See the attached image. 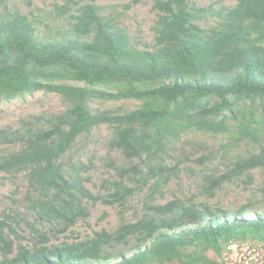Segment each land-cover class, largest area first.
Instances as JSON below:
<instances>
[{
  "label": "trees",
  "instance_id": "trees-1",
  "mask_svg": "<svg viewBox=\"0 0 264 264\" xmlns=\"http://www.w3.org/2000/svg\"><path fill=\"white\" fill-rule=\"evenodd\" d=\"M8 1L0 0V101L43 92L68 106L49 117L46 129L25 122L20 130H0V144L20 145L0 158V174L25 171L35 205L51 219L73 223L84 214L81 202L96 200L82 177L89 168L74 163L65 169L60 160L101 125L112 129L111 148L130 162L120 176L132 172L144 184L164 178L169 147L191 130L223 136L225 152L250 145L253 151L238 156L230 172L264 174V0H236L217 10L188 0H150L157 11L154 42L144 49L117 26L112 6L54 5L49 17L66 18L68 30L51 36L37 31L38 17L30 20ZM205 14L217 19L208 29L195 22ZM94 100L140 105L115 113L93 110ZM226 179L211 180L209 188ZM261 193L258 204L230 210L204 203L154 206V213L115 233L59 245H47L37 229L34 245H16L4 233L15 235L3 213L0 264H218L230 241L264 242V183Z\"/></svg>",
  "mask_w": 264,
  "mask_h": 264
},
{
  "label": "rangeland",
  "instance_id": "rangeland-1",
  "mask_svg": "<svg viewBox=\"0 0 264 264\" xmlns=\"http://www.w3.org/2000/svg\"><path fill=\"white\" fill-rule=\"evenodd\" d=\"M9 0L10 8H17L30 20L37 23L39 33L68 30L66 18H50L54 5L74 7V2L91 3L102 7H114L113 15L117 26L124 28L138 49L153 44L151 27L157 16L150 0ZM197 8L219 9L232 7L236 0H188ZM130 4L128 9L123 6ZM106 11V12H105ZM104 15L110 9L102 11ZM45 16V17H44ZM41 18V19H40ZM216 17L205 14L195 22L208 29L215 25ZM44 24L49 25V29ZM136 100L91 101L93 110H109L115 113L138 108ZM67 102L55 93L36 92L11 101H0V130H20L25 122L37 128H47L50 116L66 110ZM112 129L107 125L93 128L90 133L80 136L72 148L60 160L66 168L74 163L87 166L89 170L82 174L85 188L96 197L95 201L83 200V213L73 221L53 220L35 205L36 193H29L30 186L26 172L0 174V218L8 214L7 222L15 235L7 234L16 245L27 247L34 245L37 235L33 229L44 233L47 245L74 243L94 237L95 233H115L121 226L136 222L142 216L154 213L151 207L208 204L224 210L235 209L246 204H258L261 201V188L264 174L255 169L234 176L230 171L238 156H246L253 151L247 144L229 150H221L225 138L198 131H187L180 135L167 151L166 174L161 180L144 184L138 174L129 172L120 176V168L130 167L122 153L111 148ZM18 143L0 144V158L19 148ZM137 161H133L136 164ZM132 166V165H131ZM118 169V170H116ZM227 179L220 187L210 189V181L221 177ZM154 183V184H153ZM128 190V193H127ZM223 254V253H222ZM217 259V258H216ZM222 263V255L216 260Z\"/></svg>",
  "mask_w": 264,
  "mask_h": 264
},
{
  "label": "built area",
  "instance_id": "built-area-1",
  "mask_svg": "<svg viewBox=\"0 0 264 264\" xmlns=\"http://www.w3.org/2000/svg\"><path fill=\"white\" fill-rule=\"evenodd\" d=\"M223 264H264V242L260 240L230 241L222 254Z\"/></svg>",
  "mask_w": 264,
  "mask_h": 264
}]
</instances>
